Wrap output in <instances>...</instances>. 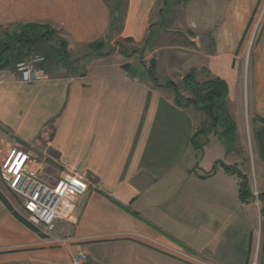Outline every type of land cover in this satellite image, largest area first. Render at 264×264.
Masks as SVG:
<instances>
[{"label": "crops", "instance_id": "obj_1", "mask_svg": "<svg viewBox=\"0 0 264 264\" xmlns=\"http://www.w3.org/2000/svg\"><path fill=\"white\" fill-rule=\"evenodd\" d=\"M168 1L0 0V26L49 23L69 52L83 50L71 68L62 61L48 68L44 80L0 71V159L12 147L25 149L49 180L71 172L88 180L72 213L46 237L0 197V264H72L80 252L83 264H253L250 226L264 218L263 206L244 202L240 178L217 165L237 166L234 151L202 168L210 137L198 143L192 108L175 101L173 86L156 85L144 64L135 68L140 53L126 52L148 46L145 59L156 55L153 17ZM179 3L184 20L172 26L181 39L169 42L157 74L182 79L195 67L206 79H225L230 95L240 91L262 0H179L173 12ZM256 38L248 93L264 117V24ZM99 39L110 54L88 48ZM167 78L158 81H173ZM222 145L212 147L222 152ZM256 187L264 192L258 178ZM0 191L25 217L1 179ZM254 264H264V246Z\"/></svg>", "mask_w": 264, "mask_h": 264}, {"label": "trees", "instance_id": "obj_2", "mask_svg": "<svg viewBox=\"0 0 264 264\" xmlns=\"http://www.w3.org/2000/svg\"><path fill=\"white\" fill-rule=\"evenodd\" d=\"M190 1L191 0H182L184 4H187ZM118 5L119 3L116 2L114 6L116 7L117 17L121 14L120 5ZM88 48L93 53H97L101 56L108 55L113 51L112 48H107V42L104 39L90 42ZM48 49H50L49 53L46 52ZM141 50L145 51V47ZM126 52L129 55H137L140 53V49L135 48L134 50ZM34 53H41L45 56V61L42 66L45 67L47 71L48 69L47 66H45V62H50V57L52 56L51 53L59 56V58L53 56V61H55V63L62 61L60 56L64 55L62 57L66 58V56L70 55L67 39L59 35V31L49 23L39 21L16 22L4 27V30L0 33V71L15 68L18 61L23 60ZM49 54H51L50 57ZM74 61L77 60L75 59ZM147 68L156 85L173 86L175 101L179 105L185 107L193 106L196 111L203 112L206 115L209 122L208 131L206 133L207 136L211 131H214L216 135H219L222 138L226 145L227 152H231L234 149L237 142L238 126L229 107L228 99L230 90L225 79L221 77H211L204 81H200L197 78L198 70L192 68L182 79L185 91L189 92V96H186L183 100V95L176 82L171 80L170 82L162 84L158 81L155 61L147 66ZM256 121H261L262 123V127L257 129L256 135L259 143L264 147V117L260 116ZM202 131H205V129L201 128L196 134L199 135ZM218 164H220L225 170L236 174L240 178V196L244 202H248L254 198L248 177L242 172V170L236 165L226 164L223 161H218L217 165ZM0 197L7 208L19 219L23 220L28 227L42 237L47 236V234L38 226L21 216L1 191ZM259 197L260 201L263 203L261 211L264 214V192H260Z\"/></svg>", "mask_w": 264, "mask_h": 264}, {"label": "rangeland", "instance_id": "obj_3", "mask_svg": "<svg viewBox=\"0 0 264 264\" xmlns=\"http://www.w3.org/2000/svg\"><path fill=\"white\" fill-rule=\"evenodd\" d=\"M179 0H170L167 2V5L164 6V9L162 12H159V8H157L156 13L154 14L153 17V31H154V38L155 41L158 40L159 44V50L154 54V56L148 57L145 59V55L148 49V46H138V47H132L129 48L131 50H134L135 48L140 49V54L141 56H138L140 59L139 65H136V69H144L145 67L148 70L147 66H149L153 61L156 62V66L158 67V61H162V59L165 60V54L168 50V45L169 42L173 38H178L181 39L180 33L177 32V28L172 26V22L174 18L179 17L180 20H184V5L182 6V3H179L180 9H178L176 12H173L177 9L175 6V3H177ZM173 5V6H172ZM171 6V7H169ZM264 24V18L260 22L259 28L257 27L255 30V18L253 19L252 25H251V31H250V40L248 44H246V68L243 76V82L242 86L239 87L240 91L233 93L232 95L229 94V107L231 110V113L233 117L235 118L238 126V131H237V142L235 144L234 149L229 152L236 155V161H237V166L239 167L240 170H242L244 173H247L251 179V184L255 187L257 186V178L259 183L261 184L263 182L264 185V161L263 157L261 156L263 154V146L259 143V140L257 139L256 131L259 127H262L261 121H256L258 117L261 115L256 112L255 109H253V103L250 102V96L248 93V74L250 72L249 70V63H250V58L252 56V52L255 48V42H256V36L258 35L259 31H261L262 27ZM4 27H0V33L4 30ZM9 28V27H8ZM6 29V28H5ZM181 30L183 29L182 27L180 28ZM255 30V31H254ZM145 47V51H142L141 49ZM49 48V47H47ZM83 50H78L74 52H70L69 56H66V58L60 56V59H62V62L67 68L72 67V61H74L77 56L81 55V52ZM46 52H50V49H48ZM52 54V56H51ZM49 54L50 57V62L47 61L45 62V66H47V69L50 68L51 66L55 65V61H53V56L59 58V56L54 55V53ZM145 65L142 66V65ZM195 68V67H194ZM162 69V68H161ZM198 70V68H196ZM191 70V69H190ZM189 70V71H190ZM188 71V72H189ZM187 72V73H188ZM187 73L185 75H187ZM158 79L161 81L162 79H165L167 77L163 76L162 71H159ZM184 75V76H185ZM172 77V76H171ZM197 78L200 81L206 80L205 75L202 72L197 73ZM167 79H173L174 82H177L179 85L180 91L183 95V100L186 96H189V92L185 91L183 84H182V79L179 78H167ZM208 79V78H207ZM170 82V81H169ZM192 111L194 113L195 117V123L197 128L199 130L201 128H204L205 131L201 132L197 137H198V143H202L203 139L206 138V133L208 131V119L206 115L203 112L196 111L193 106H191ZM198 131V130H197ZM210 141L208 144H206L205 148V156L204 159L201 162V167L205 169H210L211 165L215 163V160L217 157L222 155H226V147L222 145V152L221 150L219 151L217 148L214 150L213 145L217 143H222L224 144L222 138L219 135H216L215 132L211 131L209 134ZM208 145V147H207ZM221 146V145H220ZM225 149V150H224ZM262 150V154H261ZM232 157L234 155H231ZM256 185V186H255ZM257 188V187H256ZM260 192L261 189L257 188ZM12 195V194H11ZM10 196V194H9ZM12 198H15L13 195L11 196ZM16 199V198H15ZM14 200V199H13ZM17 200V199H16ZM15 200V201H16ZM19 203V202H18ZM257 204V203H256ZM259 207H262L263 204L260 201L257 204ZM250 230L253 231L254 234V241H253V247H252V263L256 261L257 254L259 251L262 250L263 248V243H264V218H258L255 222L252 220V224L250 226Z\"/></svg>", "mask_w": 264, "mask_h": 264}, {"label": "built area", "instance_id": "obj_4", "mask_svg": "<svg viewBox=\"0 0 264 264\" xmlns=\"http://www.w3.org/2000/svg\"><path fill=\"white\" fill-rule=\"evenodd\" d=\"M263 18L264 0L255 16V30ZM44 61L45 56L41 53L18 61L15 68L20 80L31 83L46 79L48 74L42 66ZM2 81L0 73V83ZM35 161L27 150L12 147L0 159V179L10 195L17 199L13 198L22 207L25 218L49 235L58 220L72 213L77 199L88 189V180L81 172H71L49 180ZM253 194L258 204L260 191L256 187ZM57 240L63 241V238ZM86 258L87 254L80 252L73 258L72 264H83Z\"/></svg>", "mask_w": 264, "mask_h": 264}]
</instances>
